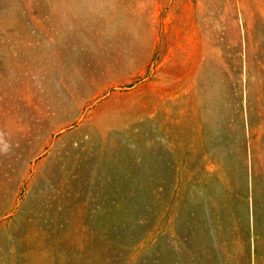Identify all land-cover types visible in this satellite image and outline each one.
Wrapping results in <instances>:
<instances>
[{
  "label": "rangeland",
  "instance_id": "rangeland-1",
  "mask_svg": "<svg viewBox=\"0 0 264 264\" xmlns=\"http://www.w3.org/2000/svg\"><path fill=\"white\" fill-rule=\"evenodd\" d=\"M0 121V264H264V0H0Z\"/></svg>",
  "mask_w": 264,
  "mask_h": 264
},
{
  "label": "crops",
  "instance_id": "crops-1",
  "mask_svg": "<svg viewBox=\"0 0 264 264\" xmlns=\"http://www.w3.org/2000/svg\"><path fill=\"white\" fill-rule=\"evenodd\" d=\"M161 92H167L165 89L162 90ZM159 99H163L162 97H166V95H160L159 94ZM160 102V101H159ZM182 102V101H181ZM165 103V101H162V105H161V102H160V106H158V109L156 110L155 114L159 115V117L155 118L154 120L155 121H152L151 118H150V114L152 112V109L151 107L149 106V110H148V119L147 121L145 122V132H144V135H143V139L142 141H182V129H188V125L186 122H182V121H179L177 118L175 117H170L169 120H168V123L166 122V120L168 119L167 118V114L169 113V111H175L174 109H172L171 107L169 106H166V104H163ZM176 106V104H175ZM176 108V107H174ZM61 112H63V109L61 110ZM172 114V113H171ZM196 117H197V113H196ZM158 119V120H157ZM213 123V122H212ZM214 124V123H213ZM12 124H10L11 126ZM210 125H212L211 123L209 124L208 123V126L210 127ZM193 124H191V127H190V130H193ZM197 125L195 127V129H197ZM6 130H11V129H7L6 126H4V122L3 121H0V141H22V136H20V138L18 136L15 137L14 134L16 133H11L10 135L13 137L14 135V138L13 139H8L6 137ZM15 130H18L17 128H15ZM33 130V129H32ZM53 130V129H52ZM168 130H174V131H177V130H180L181 132L180 133H176L174 135V137H168V134H167V131ZM51 131V130H50ZM16 132V131H15ZM32 133V140L31 141H49V138L44 136L42 139H38V135L35 131H31ZM179 137H178V136ZM191 138V137H190ZM34 139V140H33ZM211 139V138H210ZM73 140V139H70V138H64L62 141H67V142H64V145H68V143H70V141ZM30 141V140H29ZM190 141H196L194 139H191ZM197 141H200V140H197ZM206 141H211L209 139H206ZM217 141H226L225 140V137L224 136H220L218 135V138H217ZM21 145L22 143H19L18 142V145ZM71 144V143H70ZM32 143H29V146H31ZM36 145V144H35ZM32 147V146H31ZM73 156V155H72ZM53 161H57L59 162V159H54ZM65 161V160H64ZM58 164H54L53 166L50 165L46 171H52V170H60L61 167H57ZM62 166V165H61ZM51 167V169H49ZM109 171V170H108ZM48 175V174H47ZM49 176V175H48ZM187 193L191 194V196L189 197H192L193 198V195H192V192L190 193V191H187ZM203 193V195H202ZM204 194H205V197H204ZM197 195H198V199H190L188 197H186V201L183 202V204L185 205H188L189 202H191V206L192 208L188 211L187 213V223L190 221L192 223V225H194V230L196 232V238L198 240L199 239V236H201L199 233H198V230L199 228H196L198 227L197 226V223H201V222H204L206 220V216L209 214V217H210V223H213V221H211L212 219V216L211 214H213V210H214V207L217 209H221L222 211H226V205H227V201H223L222 202V206L221 207H217V205L221 202V198H218L215 199V197L213 196H210V195H207L206 191H202V190H198L197 191ZM225 205V206H224ZM195 207V208H194ZM228 207V206H227ZM176 211L178 212L179 211V207L177 206L176 207ZM197 208L201 211L199 213V215H197L196 219H195V213L197 212ZM184 209H187L184 208ZM203 215V216H202ZM209 224V223H208ZM212 228V225L210 226L209 228V231L210 229ZM208 231V232H209ZM204 234L206 235L205 231H204ZM211 236V235H209ZM210 238V237H209ZM207 240V239H206ZM192 250L191 252H193V250L195 251V248H194V245L191 246ZM202 250V249H201ZM197 251V250H196Z\"/></svg>",
  "mask_w": 264,
  "mask_h": 264
}]
</instances>
